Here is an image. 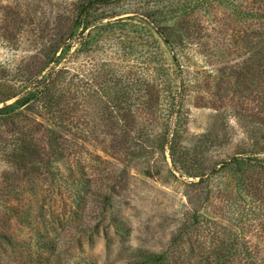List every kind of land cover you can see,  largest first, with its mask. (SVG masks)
I'll use <instances>...</instances> for the list:
<instances>
[{"label": "rangeland", "instance_id": "374dc122", "mask_svg": "<svg viewBox=\"0 0 264 264\" xmlns=\"http://www.w3.org/2000/svg\"><path fill=\"white\" fill-rule=\"evenodd\" d=\"M83 1L0 0V106L13 103L14 94L33 83L35 74L41 79L48 73V44L75 22ZM147 1L102 7L111 16L100 37L93 29L81 36V27L75 28L54 92L14 117H0V233L20 239L34 230L35 221L29 225L18 213L32 211L35 199L27 194L20 200L12 186L17 182L29 189L37 179L19 170L9 151L21 138H40L41 163L36 155L27 161L37 158L38 172L49 182L54 168L64 173L76 163L96 183L106 172L120 174L119 224L111 225L108 235L102 229L80 233L93 225L98 212L70 223L67 239H81L71 244L70 264L140 262L137 249L163 252L171 264H211L216 255L224 264H264V166L208 174L216 163L236 156L264 161L261 43L241 41L242 25L216 1L185 22H172L183 78L173 83L177 91L184 87L187 98L180 118L171 117L166 80L156 77L157 60L163 57L176 68L171 56L161 42L163 53L149 54L130 41L145 27L126 9ZM235 1L253 6L252 0ZM251 26L256 30V23ZM38 32L44 42L35 40ZM248 65L252 75L237 72ZM133 104L139 109L130 126ZM171 119L175 126H169ZM52 133L60 145L56 152L48 145ZM165 134L171 148L162 144ZM4 250L0 244V264H13Z\"/></svg>", "mask_w": 264, "mask_h": 264}, {"label": "trees", "instance_id": "16d2710c", "mask_svg": "<svg viewBox=\"0 0 264 264\" xmlns=\"http://www.w3.org/2000/svg\"><path fill=\"white\" fill-rule=\"evenodd\" d=\"M127 1L84 0L81 2L77 8L74 26L70 24L68 29L60 33L58 39H54L48 44L45 58V68L49 69L48 73L42 76L41 79H37L38 75L35 74L33 83L24 86L21 90H18V93L14 94L15 100L13 103L0 106V117H14L22 109H27L38 101H44L48 93L54 92L55 83L60 77H57L58 72H60L59 66L65 61L66 54L70 49L68 42H70L71 37L74 35V29L80 26L79 34L81 36L85 30L93 29L98 31L97 37H100L105 32L102 30L104 27L103 23L107 22V18L111 16L109 13L101 11V8L121 7ZM214 1L229 8L232 18L240 22L242 25L241 41L249 45L255 39L260 41L259 60H264V0H252L253 6L251 7L237 5L235 0H148L144 4L132 5V9H126V12L139 16L145 27L144 33L137 32V35L130 38L133 48L142 46V48L146 47L149 50V54L154 50L163 53L164 49L159 44L161 42L167 53L171 56L175 65L174 67H176L174 71L168 60L164 57L157 60L159 67L156 77L166 80L165 97L166 101L170 102L171 117L180 118L183 102L187 98V95L184 94L183 86L179 87V91L174 88L173 81L175 79L183 81V78L179 71L180 64H178L179 60L177 59L175 40L172 37L173 30L171 24L172 22L179 21L181 18H184L182 22H185V18L191 17L197 13V10L206 8V5ZM153 8H156V11H153ZM35 23L39 26L37 21ZM253 23L257 24L256 30L252 29L251 25ZM35 37L37 42H44L42 33H36ZM262 68V73L264 74V65ZM241 70H237V72L243 75H252L254 73L251 65L247 66L246 71L243 72V68ZM43 71V69L40 70L38 74H41ZM245 79L246 83H252V78L249 76ZM247 89L248 86L246 85L245 90ZM58 92L62 91L59 90ZM117 99L119 100L120 97ZM131 107H133V110L129 112L130 126L134 122L136 123V110L139 109V106L135 104L131 105ZM121 109L119 106L115 107L117 111ZM173 124L174 121L171 119L169 126ZM167 136V134L164 135L162 144L168 145L171 148L172 142L170 143L171 140ZM51 137L53 140L52 142L49 141L48 145L53 152H56L59 150L60 145L56 143L57 140L53 133L50 137L47 135V139ZM21 139L22 143L9 151L12 158L11 161L15 165H18V169L25 172L27 176H33L32 179H37L38 183L36 182L35 186L29 189L17 182L12 187L20 194V200L21 198H25L27 194H31L34 197L35 204L31 206L32 211L21 210L18 214L19 219L21 217L25 222L34 220L35 224L31 225V229H34L32 233L20 237V239H15V237L7 233H0V244L4 245L5 257L13 264H70V259L67 257L71 244L72 242L81 241L80 238L72 241L67 239L70 223H75L86 213L94 212L95 214V212H98V219L92 220L91 218L90 220L94 222L93 225H89L84 231H80V233H87L88 229L91 232L94 231L93 234H96L102 229L103 233L108 235L111 225L117 226L119 224L117 219V216H119V201L116 191L119 185H116V182H119L120 174H114V171L106 172V175L99 178L96 183L93 180L94 178L84 171L80 164L76 163L74 168H65L64 173H60L59 168H54L50 175L52 180L49 182L47 177H42V173L38 172L40 168L39 163H41L40 156L42 153L40 150L43 146L42 140L40 138L37 141L26 138ZM35 155L36 157L38 156L39 163L36 161L37 158L33 162L27 161L28 156L34 158ZM117 162L124 164L126 161L117 157ZM29 164H33L34 167H29ZM237 166L248 168L264 166V161L248 155L244 157L236 156L216 163L208 174H217L232 167L237 168ZM30 223L31 221L29 225ZM134 253L141 261L131 264H171L168 263L167 257L163 252H147L137 249ZM204 258H208V256ZM210 263L224 264V261L220 262V257L216 255Z\"/></svg>", "mask_w": 264, "mask_h": 264}]
</instances>
